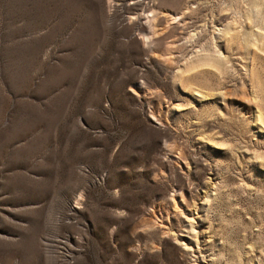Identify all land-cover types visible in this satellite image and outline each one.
Wrapping results in <instances>:
<instances>
[{
    "label": "rangeland",
    "instance_id": "374dc122",
    "mask_svg": "<svg viewBox=\"0 0 264 264\" xmlns=\"http://www.w3.org/2000/svg\"><path fill=\"white\" fill-rule=\"evenodd\" d=\"M0 264H264V0H0Z\"/></svg>",
    "mask_w": 264,
    "mask_h": 264
},
{
    "label": "bare ground",
    "instance_id": "6f19581e",
    "mask_svg": "<svg viewBox=\"0 0 264 264\" xmlns=\"http://www.w3.org/2000/svg\"><path fill=\"white\" fill-rule=\"evenodd\" d=\"M109 1H111V0H109ZM129 4H130V2H129ZM131 4H132V2H131ZM152 13H153V11H152ZM164 15H165L166 21L170 23L169 25H171L175 21V18L173 17V15H169V14H164ZM138 27H139L140 33L143 35L144 42L147 44L148 43L151 44L150 42H153V39H152L153 35L156 32H158V30H159L157 13H153V15H147V24L139 25ZM160 55H162V54H160ZM162 59L168 60L166 58H162Z\"/></svg>",
    "mask_w": 264,
    "mask_h": 264
}]
</instances>
